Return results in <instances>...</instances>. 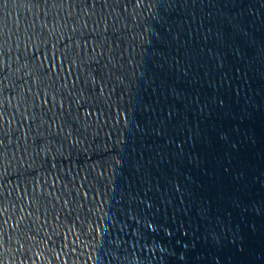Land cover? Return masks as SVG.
<instances>
[{
    "label": "water",
    "instance_id": "95a60500",
    "mask_svg": "<svg viewBox=\"0 0 264 264\" xmlns=\"http://www.w3.org/2000/svg\"><path fill=\"white\" fill-rule=\"evenodd\" d=\"M0 264H264V0H0Z\"/></svg>",
    "mask_w": 264,
    "mask_h": 264
}]
</instances>
